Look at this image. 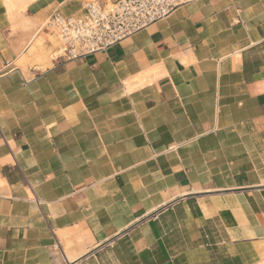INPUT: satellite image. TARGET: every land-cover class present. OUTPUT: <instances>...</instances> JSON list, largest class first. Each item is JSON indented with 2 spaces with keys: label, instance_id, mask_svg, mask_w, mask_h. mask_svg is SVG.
Masks as SVG:
<instances>
[{
  "label": "crops",
  "instance_id": "crops-1",
  "mask_svg": "<svg viewBox=\"0 0 264 264\" xmlns=\"http://www.w3.org/2000/svg\"><path fill=\"white\" fill-rule=\"evenodd\" d=\"M69 1L0 21V264L264 261V0L48 59Z\"/></svg>",
  "mask_w": 264,
  "mask_h": 264
},
{
  "label": "built area",
  "instance_id": "built-area-1",
  "mask_svg": "<svg viewBox=\"0 0 264 264\" xmlns=\"http://www.w3.org/2000/svg\"><path fill=\"white\" fill-rule=\"evenodd\" d=\"M184 0H84L83 14H66L57 7L44 24L57 35L52 55L63 61L105 51L135 32L168 16ZM6 65H9L7 61Z\"/></svg>",
  "mask_w": 264,
  "mask_h": 264
},
{
  "label": "rangeland",
  "instance_id": "rangeland-1",
  "mask_svg": "<svg viewBox=\"0 0 264 264\" xmlns=\"http://www.w3.org/2000/svg\"><path fill=\"white\" fill-rule=\"evenodd\" d=\"M36 0H30L27 4L26 8H15L13 10V12H9L7 10L6 4L4 0H0V21L1 20H5V14L8 15V18L10 21H12V29L16 30L17 27H24L28 25V23H30V18H28V16L26 15V10L28 8V6L30 5V3L34 2ZM83 1L84 0H72V2H68L65 5H62L59 3L57 4V6L52 10V12L59 7L64 13L66 14H83L84 10H83ZM88 1V0H87ZM4 5V6H3ZM61 6V7H60ZM4 9H5V14H4ZM25 9V10H24ZM51 12V13H52ZM50 13V14H51ZM49 17V16H48ZM48 17L43 21L41 26H44L46 20L48 19ZM51 33V32H50ZM51 35H54L53 37L50 36V40L52 42H54L55 45H59V41L57 38V35L54 33H51ZM36 46V45H35ZM51 54L53 55L54 53H52L51 51L48 52V59H50ZM21 59V58H20Z\"/></svg>",
  "mask_w": 264,
  "mask_h": 264
},
{
  "label": "bare ground",
  "instance_id": "bare-ground-1",
  "mask_svg": "<svg viewBox=\"0 0 264 264\" xmlns=\"http://www.w3.org/2000/svg\"><path fill=\"white\" fill-rule=\"evenodd\" d=\"M5 1V4H6V7H7V10L9 12H13V10L15 8H26L27 7V4L30 0H4ZM25 10V9H24ZM33 25V24H31ZM54 36V35H53ZM38 41V40H37ZM38 43L40 44V41H38ZM60 43V42H59ZM35 45H33L32 47V50H31V53H34L36 50H35ZM39 56H41V53L38 54ZM42 59V58H41ZM39 61V60H38ZM72 264V263H71ZM73 264H76V263H73ZM259 264H264V261H262L261 263Z\"/></svg>",
  "mask_w": 264,
  "mask_h": 264
}]
</instances>
